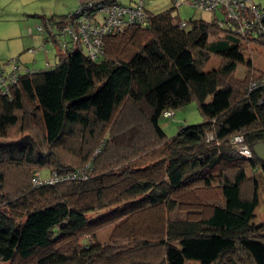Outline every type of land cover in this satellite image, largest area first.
I'll use <instances>...</instances> for the list:
<instances>
[{
  "label": "trees",
  "instance_id": "1",
  "mask_svg": "<svg viewBox=\"0 0 264 264\" xmlns=\"http://www.w3.org/2000/svg\"><path fill=\"white\" fill-rule=\"evenodd\" d=\"M173 9L144 8L147 23L104 36L95 59L83 46L58 47L54 66L0 91V263L264 264L259 180L249 172L264 162L230 142L236 133L251 149L264 142V69L246 57L264 38L215 17L180 26ZM211 56L219 63L204 70ZM190 100L203 121L167 137L162 111ZM43 169L86 177L34 185ZM109 223V241H94Z\"/></svg>",
  "mask_w": 264,
  "mask_h": 264
},
{
  "label": "rangeland",
  "instance_id": "2",
  "mask_svg": "<svg viewBox=\"0 0 264 264\" xmlns=\"http://www.w3.org/2000/svg\"><path fill=\"white\" fill-rule=\"evenodd\" d=\"M102 0H0V62L7 63L6 70H11L12 60L16 59L20 63V67L25 69L28 67L30 70H46L54 66L58 61V46L51 39L45 41L47 31H40L38 26L43 25L45 20H50L54 23L60 15L69 14L78 9L81 3L87 2H100ZM120 4L128 5L132 0H116ZM253 3L264 6V0H251ZM144 8L147 12L157 13L160 11L171 9V0H144ZM177 16L182 20L202 19L210 21L214 17L212 11L195 9L193 6L182 3L177 8L173 9ZM103 13L100 12L98 17H102ZM218 19H221L222 15L220 11L216 12ZM54 27V33H56ZM250 51L247 52L246 57H250L253 65L256 69H264V45L253 44ZM33 50L34 53H31ZM9 61V63H8ZM219 63V58L211 56L209 61L204 66V70L216 67ZM20 68V70H21ZM246 73V66L238 64L234 72V78L241 79ZM171 116L161 115L159 123L164 130L167 137L174 136L180 128L197 124L203 121V115L198 109L197 102L190 100L184 105L172 110ZM127 121L121 120L118 125V129H123L125 126L131 123L128 117H125ZM126 129V128H125ZM15 129H12L14 131ZM22 132V130H21ZM34 136H39L38 131H33ZM19 136L11 135L9 138ZM107 136V132H103L99 138L98 145L102 144L101 138ZM98 147V148H99ZM96 148L94 155L99 152ZM63 150V149H62ZM249 172L255 173L259 180L258 197L259 202L254 209V221L264 220V172L259 167L254 169L250 168ZM53 172L50 173L52 175ZM41 176L44 178L47 175V170L41 171ZM50 175H47L50 176ZM15 175H10L7 182L13 180ZM74 178V177H73ZM27 180V178H26ZM251 188V185H249ZM12 186H8L11 190ZM114 208L102 210L99 213L108 214ZM114 223H109L103 228L99 229L92 235L94 241L101 243L108 242L110 234L113 230ZM127 241H119L116 245L125 247ZM8 264V263H0ZM185 264H197L196 261H187Z\"/></svg>",
  "mask_w": 264,
  "mask_h": 264
},
{
  "label": "built area",
  "instance_id": "3",
  "mask_svg": "<svg viewBox=\"0 0 264 264\" xmlns=\"http://www.w3.org/2000/svg\"><path fill=\"white\" fill-rule=\"evenodd\" d=\"M175 8L182 3H187L195 9L212 11L217 18L216 12L220 11L221 19H217L219 25L231 26L232 31L240 36L264 38V6L253 3L251 0H171ZM100 12L102 17H98ZM147 13L144 11V0H133L130 4H120L116 0H102L100 2L81 3L77 10L71 12L66 18L59 21V24H52L49 21L39 25L40 31L46 30L48 34L57 29L53 38L61 51L68 48L83 46L86 54L95 59L100 54L103 45V37L110 33L121 32L129 25H145L147 23ZM187 21L181 20L180 26H186ZM35 52V51H34ZM31 50V53H34ZM9 63V61H8ZM11 70H6L7 63L0 62V91L9 92L10 88L16 84L21 74L35 71L28 67L20 70L18 60H12ZM259 85L253 81L249 88ZM172 110L162 111L163 116H171ZM213 134H208V139H212ZM231 144L237 153L245 158L253 155L252 149L245 142L242 133H236L230 138ZM218 143V142H217ZM80 177L86 175L78 173ZM75 174L58 176L55 172L48 177L42 178L38 172L34 173L33 184L44 183L54 184L63 179L73 178Z\"/></svg>",
  "mask_w": 264,
  "mask_h": 264
},
{
  "label": "water",
  "instance_id": "4",
  "mask_svg": "<svg viewBox=\"0 0 264 264\" xmlns=\"http://www.w3.org/2000/svg\"><path fill=\"white\" fill-rule=\"evenodd\" d=\"M252 151L261 162H264V142L255 143Z\"/></svg>",
  "mask_w": 264,
  "mask_h": 264
},
{
  "label": "crops",
  "instance_id": "5",
  "mask_svg": "<svg viewBox=\"0 0 264 264\" xmlns=\"http://www.w3.org/2000/svg\"><path fill=\"white\" fill-rule=\"evenodd\" d=\"M19 66H20V63H19ZM21 68V67H20ZM22 69V68H21Z\"/></svg>",
  "mask_w": 264,
  "mask_h": 264
}]
</instances>
